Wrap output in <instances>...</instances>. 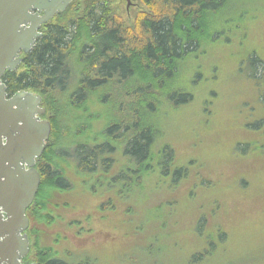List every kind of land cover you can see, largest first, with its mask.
<instances>
[{
  "label": "trees",
  "instance_id": "trees-1",
  "mask_svg": "<svg viewBox=\"0 0 264 264\" xmlns=\"http://www.w3.org/2000/svg\"><path fill=\"white\" fill-rule=\"evenodd\" d=\"M97 1L92 0L89 11L75 20L64 22L77 4L74 0L54 19L63 20L43 27L44 34L25 55L21 71H7L2 77L8 97L20 92L40 95L47 111L44 118L52 126L38 160L39 191L27 210L30 252L22 264H96L81 238L94 231L96 216L86 204L71 200L77 187L79 199L89 194L98 199L99 220L115 226L116 220L107 218L109 210L126 218L137 209L129 202L135 195L145 205L153 193L162 198L163 192L166 196L155 207L170 213L172 228L181 221L175 216L179 205L171 200L172 193L184 189L187 198H196L202 187L200 194L208 200L182 212L193 217L192 247L185 264H216V255L227 252L224 244L243 221L234 220L239 203L232 208L229 201L241 194L254 202L252 213L263 206L264 187H252L250 177L253 162L264 157V61L253 54L254 65L262 64L263 69L257 77L254 71L248 75L238 59V71L251 76L252 86L261 91L254 105L249 100L241 103L245 126L236 152L233 148L230 160L214 162L231 167L221 181L204 179L203 172L213 161L201 168L187 160L188 152L176 149L179 142L167 135L166 122L195 102L214 51L241 31L237 0H132L130 8L138 2L143 9L131 27L106 4L98 8ZM66 110L71 111L73 129L62 126ZM154 118L159 124L152 122ZM63 140L69 147L60 151ZM238 147L247 153H238ZM250 150L254 154L249 156ZM214 195L221 200L213 201ZM82 211L86 214L77 219L74 215ZM236 251L241 263L260 259L264 264V247Z\"/></svg>",
  "mask_w": 264,
  "mask_h": 264
},
{
  "label": "rangeland",
  "instance_id": "rangeland-1",
  "mask_svg": "<svg viewBox=\"0 0 264 264\" xmlns=\"http://www.w3.org/2000/svg\"><path fill=\"white\" fill-rule=\"evenodd\" d=\"M97 2H99L98 8L106 4L128 27L133 26L137 13L143 9L138 2H136L137 6L130 9L127 8L126 2L120 0H98ZM91 3H93L92 0H77V4L69 13L70 18L67 17L64 22L75 20L79 14L89 11L87 5ZM235 9L236 18L242 27L241 31L223 40V46L214 51L205 71L207 81L200 83L201 86L196 90L195 102L177 111L166 122L167 135H170L169 138L172 141L179 142L176 146L179 152H188L187 160L192 162L195 160L201 168L205 167L209 161H213L209 165L211 168L203 172L204 179L206 177L213 184L231 173V167L228 164L217 165L214 162L230 160L228 158L233 154V148L235 152L237 150L235 144L241 139V132L245 126V121L240 118L242 117L241 103L249 100L254 105L257 102L255 96L261 91L259 87L252 86L251 76V79L248 76L244 77V72L238 71L240 69L238 62L239 60L242 62V67L248 75L253 71L257 77L262 75V64L254 65L252 56L255 55L264 61V0H237ZM60 20L57 18L53 23H59ZM20 69L18 71H21ZM211 76L213 80H210ZM253 108L256 109V107ZM70 114L71 111L66 110L61 115L62 126L73 129L75 122L68 118ZM152 122L159 124L156 118L152 119ZM86 124L90 125V123ZM253 126L255 127V124L248 129L252 130ZM89 132L90 135L95 133L92 128ZM68 147L65 140L62 146H59V150L65 151ZM240 147H238V153L246 154L247 152ZM248 154L250 156L254 152L250 150ZM261 158L262 160L254 161L252 164V170H254V174L250 177L252 187H258L261 184L264 187V157ZM198 188L201 191L202 187ZM188 189L190 190L189 187ZM200 191L197 192L196 198H187L188 193H185L187 191L184 189L175 191L174 195L172 193L171 200L175 201L174 205H179L178 208L182 205V208H177L175 212V216L181 220L180 225L174 228L171 227L170 213H161L155 207L157 202L166 196L163 192H160L162 198L159 194L153 193L148 204L145 205L141 202V198L137 199L135 195L129 202L137 209L126 218L120 214H113L112 210H109L107 218L115 219L116 226L99 220L101 216L97 214L99 202L98 199L91 197L92 194L84 195L79 199L82 194L77 187L70 197L73 202L89 206L96 216L94 231L87 232L91 236L87 234L81 237L88 246V252L96 259H94L96 264H185L190 257L192 247L193 225L190 223V218L193 217L188 218V215L184 216L182 212H191L192 206L202 205L208 200V196L200 194ZM262 193L264 188L261 189ZM219 198L214 195L211 199L217 202L221 200ZM236 202L239 203V210H233L236 213L234 220L243 221L241 227L238 224L235 232L232 233L231 241L224 244L223 247L227 252L216 255V262L261 264L260 259L241 263L236 249L255 251L264 247V201L263 206H259L262 208L253 213L254 202L252 205L246 196L238 194L235 199L229 201V205L233 208ZM150 208H153L154 212L149 213ZM122 211L124 212L123 209ZM244 211L246 213H240ZM82 213L85 212H78L74 216ZM243 214L245 216H242ZM76 218L80 217L76 216ZM122 218L123 224L117 227ZM165 226L166 230H164ZM51 235L55 237L56 233ZM237 242L239 245H236Z\"/></svg>",
  "mask_w": 264,
  "mask_h": 264
},
{
  "label": "water",
  "instance_id": "water-1",
  "mask_svg": "<svg viewBox=\"0 0 264 264\" xmlns=\"http://www.w3.org/2000/svg\"><path fill=\"white\" fill-rule=\"evenodd\" d=\"M127 2L130 9L132 0ZM73 0H0V264H22L28 256L27 210L34 203L41 177V158L52 131L42 119V97L20 92L9 98L2 82L5 72L16 71L42 36L40 29ZM35 12V13H33Z\"/></svg>",
  "mask_w": 264,
  "mask_h": 264
},
{
  "label": "flooded vegetation",
  "instance_id": "flooded-vegetation-1",
  "mask_svg": "<svg viewBox=\"0 0 264 264\" xmlns=\"http://www.w3.org/2000/svg\"><path fill=\"white\" fill-rule=\"evenodd\" d=\"M127 3V2H126ZM33 13H35V12H33ZM45 25H43L42 27H41V30H40V32L42 33V36H43V31L46 29H43V27H44ZM20 57L23 59V61H24V59H25V56H24V53H21L20 54ZM43 119V118H42ZM38 165V161H37V164H36V166Z\"/></svg>",
  "mask_w": 264,
  "mask_h": 264
}]
</instances>
